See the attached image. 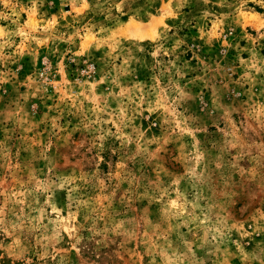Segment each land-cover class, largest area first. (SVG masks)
Instances as JSON below:
<instances>
[{
	"label": "rangeland",
	"instance_id": "374dc122",
	"mask_svg": "<svg viewBox=\"0 0 264 264\" xmlns=\"http://www.w3.org/2000/svg\"><path fill=\"white\" fill-rule=\"evenodd\" d=\"M0 264H264V0H0Z\"/></svg>",
	"mask_w": 264,
	"mask_h": 264
},
{
	"label": "bare ground",
	"instance_id": "6f19581e",
	"mask_svg": "<svg viewBox=\"0 0 264 264\" xmlns=\"http://www.w3.org/2000/svg\"><path fill=\"white\" fill-rule=\"evenodd\" d=\"M128 27L130 28L131 27V24H129Z\"/></svg>",
	"mask_w": 264,
	"mask_h": 264
}]
</instances>
